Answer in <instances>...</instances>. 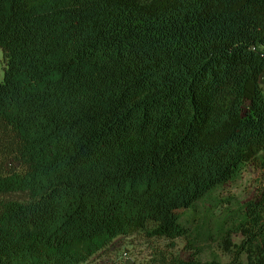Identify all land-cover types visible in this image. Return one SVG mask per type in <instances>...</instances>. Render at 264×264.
<instances>
[{"label": "trees", "instance_id": "obj_1", "mask_svg": "<svg viewBox=\"0 0 264 264\" xmlns=\"http://www.w3.org/2000/svg\"><path fill=\"white\" fill-rule=\"evenodd\" d=\"M0 50V264L185 239L180 211L264 180V0H0ZM236 215L264 264V187Z\"/></svg>", "mask_w": 264, "mask_h": 264}, {"label": "rangeland", "instance_id": "obj_2", "mask_svg": "<svg viewBox=\"0 0 264 264\" xmlns=\"http://www.w3.org/2000/svg\"><path fill=\"white\" fill-rule=\"evenodd\" d=\"M3 77L4 57L0 50V79ZM261 85L264 88V74ZM262 176L254 165L245 166L233 182L210 192L191 209L180 211L182 222L189 230L187 238L147 240L143 234H136L118 239L89 264H165L172 256L248 264L249 254L239 251L245 242V233L238 231L236 212L254 200L258 190L264 187Z\"/></svg>", "mask_w": 264, "mask_h": 264}]
</instances>
